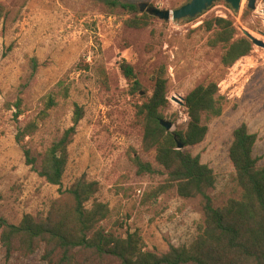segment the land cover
I'll list each match as a JSON object with an SVG mask.
<instances>
[{"label":"rangeland","instance_id":"obj_1","mask_svg":"<svg viewBox=\"0 0 264 264\" xmlns=\"http://www.w3.org/2000/svg\"><path fill=\"white\" fill-rule=\"evenodd\" d=\"M161 9H176L189 0H123ZM10 8L0 23V217L19 223L31 213L47 216L50 205L86 175L100 183L97 196L108 202L109 216L100 226L125 235L138 230L145 249L157 253L170 245H189L204 223L198 197H183L172 187L152 195L167 174L139 173L132 157L139 155L154 168L162 169L156 152L143 147V128L136 105L152 94L155 70L165 67L169 106L165 118L172 131L188 122L185 105L174 97L186 95L199 84L218 80L221 48L207 44L210 32L202 23L214 16L229 17L238 28L237 36L264 40V0L254 9L243 0L239 13L225 1L215 2L192 19L163 20L156 17L145 28H131L124 21L130 14L107 11L102 0H0ZM38 61L33 72L32 59ZM131 63L141 88L130 95V84L121 63ZM220 92L229 98L223 114L209 122L206 139L186 149L200 155L215 174L209 190L216 205L237 196L235 168L229 157L234 130L247 123L257 134L254 155L264 162V47L254 44L251 52L229 67L221 80ZM65 91V92H64ZM67 91V96L66 95ZM55 93L56 105L45 109V99ZM22 99L23 112L15 116V101ZM84 118L69 146V161L60 185L39 175L40 153L72 125L76 105ZM39 129L24 141L16 137L29 121ZM25 148L36 161L28 164ZM125 221L124 227L119 223ZM42 249L31 256L7 255L0 243V264H48Z\"/></svg>","mask_w":264,"mask_h":264},{"label":"trees","instance_id":"obj_2","mask_svg":"<svg viewBox=\"0 0 264 264\" xmlns=\"http://www.w3.org/2000/svg\"><path fill=\"white\" fill-rule=\"evenodd\" d=\"M102 4L111 13L119 9L130 14L124 23L131 28H145L156 18L133 2L102 0ZM9 12L10 8L0 3V23ZM202 27L210 32L207 44L222 50L219 79L190 90L185 97L186 127L168 131L160 123L170 103L168 78L165 67L155 70L153 92L136 105V116L143 128V147L155 150L156 161L162 169L154 168L139 155L132 157L139 173L167 174L165 182L152 195L158 196L176 187L183 197L199 198L205 219L192 243L170 245L167 251L157 253L145 249L138 230L127 229L125 235L106 231L100 223L110 214L109 203L97 196L100 183L82 175L71 187L60 190L47 216L38 219L27 213L19 223L0 217V243L7 255L31 256L42 249V258L48 264H264V162L261 164L254 155L257 134L250 132L245 122L234 130L229 157L235 168L233 180L239 193L221 205H216L209 192L216 184L213 169L202 163L200 155L186 149L202 143L209 132V122L223 114L230 100L220 92L219 80L254 46L247 36H237L238 28L229 17L214 16L206 19ZM31 62L35 72L38 61L33 58ZM121 70L130 84V95H135L142 86L135 67L124 60ZM45 100L43 117L57 103L55 93L48 94ZM14 106L18 117L23 112L22 99L15 101ZM84 116V108L77 104L72 125L40 153L39 175L49 183H62L70 156L69 146ZM38 129L37 121H29L19 129L17 141H24ZM177 140L184 143L183 149H178ZM25 154L27 163L34 164L36 159L30 148H25ZM124 224L125 221L120 222L119 227Z\"/></svg>","mask_w":264,"mask_h":264},{"label":"water","instance_id":"obj_3","mask_svg":"<svg viewBox=\"0 0 264 264\" xmlns=\"http://www.w3.org/2000/svg\"><path fill=\"white\" fill-rule=\"evenodd\" d=\"M225 1L233 9L235 13H239L242 8L243 0H189L176 9H161L155 6H149L142 4L140 6L141 11H148L150 14L155 15L163 20H181V19H192L202 15L207 11L215 2ZM249 7L254 9L256 7V0H249ZM245 35L252 40L256 45L264 47V40L253 36L247 30H244ZM174 100L178 101L181 105H185V97H174ZM160 123L168 131H172L174 123L166 118L160 119ZM178 149L185 147L184 143L177 140Z\"/></svg>","mask_w":264,"mask_h":264}]
</instances>
